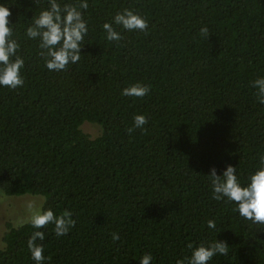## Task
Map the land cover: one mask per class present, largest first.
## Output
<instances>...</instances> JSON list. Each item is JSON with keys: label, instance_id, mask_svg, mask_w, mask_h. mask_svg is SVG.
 Instances as JSON below:
<instances>
[{"label": "trees", "instance_id": "16d2710c", "mask_svg": "<svg viewBox=\"0 0 264 264\" xmlns=\"http://www.w3.org/2000/svg\"><path fill=\"white\" fill-rule=\"evenodd\" d=\"M87 2L81 58L57 72L26 36L48 0H0L24 59V85L0 86V192L42 195L41 211L76 221L59 237L52 224L8 223L0 264H36L27 241L37 230L43 264H140L146 253L151 264H176L189 244L215 240L228 254L208 264H264V224L212 199L208 177L232 165L246 186L264 155V104L251 84L264 77V0ZM124 8L143 15L147 34L114 25L124 38L110 42L102 25ZM136 82L148 95H121ZM135 115L148 123L130 135Z\"/></svg>", "mask_w": 264, "mask_h": 264}, {"label": "clouds", "instance_id": "9594fccd", "mask_svg": "<svg viewBox=\"0 0 264 264\" xmlns=\"http://www.w3.org/2000/svg\"><path fill=\"white\" fill-rule=\"evenodd\" d=\"M89 4L87 0H75V3H65L63 6L58 0H48L47 9L41 10L38 16L32 17V24L26 29V36L30 39H38L40 55L45 60V65L49 71H64L68 65L76 64L81 58V49L85 36L88 33L87 21L83 11L87 10ZM12 13L9 8L0 4V86L10 89H17L24 85V78L21 69L24 68V59L18 55L20 48L17 40L13 39V27L10 25ZM114 25L119 26L128 32L139 31L147 34L148 21L139 12L124 8L117 12L110 22L102 25L108 41H121L124 37ZM200 35L208 39L211 35L209 29L204 26L200 29ZM259 103L264 104V77H260L251 82ZM151 86L140 82L130 84L125 87L121 95L127 97L143 98L150 92ZM133 127L126 131L131 135L134 129L144 130V125L148 123L145 115H135L133 117ZM260 167L248 178L246 186H242L236 174V167L228 165L222 175H217L215 168L211 169L208 175L212 190V199L234 202L237 205L239 215L255 224H264V155L260 156ZM31 212L30 223L35 229L54 225V232L57 237L67 235L71 228L75 227L76 221L72 218L70 211H65L57 216L49 209L46 211L37 210L32 201L26 204ZM211 229L216 228L214 220L207 221ZM45 239L43 231H34L27 241L31 258L36 264H43L45 260L44 245L41 243ZM119 233H112V240L118 241ZM192 250L190 257L177 260L176 264H208L217 254L227 255L229 246L226 241H217L205 244L201 242L194 247L189 244ZM50 259V257H49ZM151 253L144 254L140 259V264H151Z\"/></svg>", "mask_w": 264, "mask_h": 264}, {"label": "rangeland", "instance_id": "374dc122", "mask_svg": "<svg viewBox=\"0 0 264 264\" xmlns=\"http://www.w3.org/2000/svg\"><path fill=\"white\" fill-rule=\"evenodd\" d=\"M82 129L92 137L98 136L101 132V127L91 122H85ZM29 201L34 203L37 210H41L44 196L31 194L8 196L0 192V248L4 247L3 238L8 223L12 226H20L30 221L31 212L26 207Z\"/></svg>", "mask_w": 264, "mask_h": 264}]
</instances>
